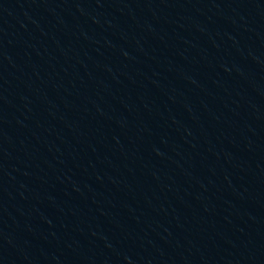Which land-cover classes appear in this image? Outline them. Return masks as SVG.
Wrapping results in <instances>:
<instances>
[{"label":"water","instance_id":"95a60500","mask_svg":"<svg viewBox=\"0 0 264 264\" xmlns=\"http://www.w3.org/2000/svg\"><path fill=\"white\" fill-rule=\"evenodd\" d=\"M0 264H264V0H21Z\"/></svg>","mask_w":264,"mask_h":264}]
</instances>
